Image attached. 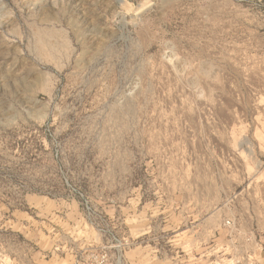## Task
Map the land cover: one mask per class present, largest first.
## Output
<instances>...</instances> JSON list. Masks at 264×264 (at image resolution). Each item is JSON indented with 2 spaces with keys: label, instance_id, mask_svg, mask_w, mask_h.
<instances>
[{
  "label": "rangeland",
  "instance_id": "374dc122",
  "mask_svg": "<svg viewBox=\"0 0 264 264\" xmlns=\"http://www.w3.org/2000/svg\"><path fill=\"white\" fill-rule=\"evenodd\" d=\"M0 264H264V0H0Z\"/></svg>",
  "mask_w": 264,
  "mask_h": 264
}]
</instances>
